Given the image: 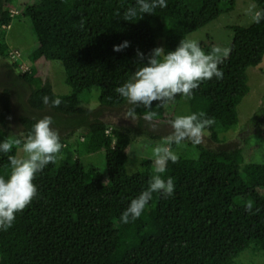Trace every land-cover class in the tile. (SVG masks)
<instances>
[{
	"label": "trees",
	"instance_id": "trees-1",
	"mask_svg": "<svg viewBox=\"0 0 264 264\" xmlns=\"http://www.w3.org/2000/svg\"><path fill=\"white\" fill-rule=\"evenodd\" d=\"M13 1L0 0V59L10 52L5 36L12 20L28 19L37 41L31 60L60 62L71 92L53 93L39 68L17 76L18 62L0 64L5 80L9 76L29 89L28 106L38 113L19 118L23 138L38 119L50 115L63 145L58 164L36 175L38 195L16 213L9 229L0 231V264H234L249 249L264 256V164L242 165L239 150L197 146L195 157L178 155L164 166L162 175L174 178L173 195L153 193L142 215L125 224L122 212L156 170L152 160L144 159L138 171H126L131 142L146 134L144 109L136 108L140 122L133 131L107 124L98 111L83 105L86 94L97 89L98 109L133 107L114 89L135 71L137 50L147 55L160 39L166 51L174 50L182 38L233 11L235 0H167L166 8L130 21L123 13L135 0H36L16 15ZM251 1L264 8V0ZM232 31L230 54L218 66L223 79L200 82L191 98L178 94L157 107L154 101L157 115L151 122L165 117L170 102L185 98L189 113L214 118L209 140L221 143L218 135L238 123L237 107L250 91L247 69H261L264 63V22ZM123 41L129 47L114 52ZM13 92L7 87L0 92V139L9 141L23 139L13 137L7 124ZM45 95L48 105L42 103ZM56 97L62 101L58 107L51 103ZM79 130L83 133L70 143ZM18 148L13 143L9 153H0L5 179L7 157L17 156ZM99 151H105L107 179L80 159Z\"/></svg>",
	"mask_w": 264,
	"mask_h": 264
},
{
	"label": "clouds",
	"instance_id": "clouds-1",
	"mask_svg": "<svg viewBox=\"0 0 264 264\" xmlns=\"http://www.w3.org/2000/svg\"><path fill=\"white\" fill-rule=\"evenodd\" d=\"M167 7V0H135V4L123 13V19L130 21L145 14L151 15L157 8ZM251 21L256 24L264 22V8L255 3L248 8ZM129 47L128 41L113 46L114 52H121ZM230 54L227 47L214 46L205 52L200 42L188 37L182 38L174 50L166 51L156 47L147 55L139 50L136 56L140 61L135 71L120 86L114 89L119 97L132 105L124 114L125 119H137V107L144 109L143 119L151 121L157 113L153 111V102L162 106L177 95L191 98L193 90L200 82L223 79V69L218 67L224 58ZM50 98L45 95L42 103L48 105ZM56 97L51 100L54 107L61 104ZM51 116L38 119L23 139L9 141L0 139V153H9L15 145L21 146L23 156L9 155L7 157L10 173L5 179L0 175V231L9 229L16 213L23 211L38 195L36 184L33 182L49 164L56 165L61 159L59 153L63 147L58 131L53 127ZM215 123L214 118L206 117L203 112L177 115L171 122L172 132L167 146H157L154 149L155 161L159 165L155 174L148 180V186L140 194L130 200L128 207L122 212L120 220L129 223L138 219L145 211L153 197L159 193L164 197L173 195L175 182L173 177L165 178L162 173L168 161L176 162L177 154L171 150V145L190 141L199 145L207 130ZM251 211L252 204L247 205Z\"/></svg>",
	"mask_w": 264,
	"mask_h": 264
},
{
	"label": "rangeland",
	"instance_id": "rangeland-1",
	"mask_svg": "<svg viewBox=\"0 0 264 264\" xmlns=\"http://www.w3.org/2000/svg\"><path fill=\"white\" fill-rule=\"evenodd\" d=\"M36 0H15L11 3L13 13L21 14L26 7L35 4ZM253 4L251 0H235V8L233 11L224 14L211 22L202 29L191 33L187 37L199 41L202 44L227 47L233 38V27H248L253 22L248 15V8ZM5 6V5H4ZM5 8V7H4ZM5 41L10 51L16 50L20 53V62L24 63L28 68H39L40 73L48 80L52 86L53 93L57 95H68L71 92L70 87L66 84V76L63 66L60 62L40 60L33 62L30 58L31 53L37 47L36 38L31 29V23L28 19L16 16L6 29ZM158 47L164 48L163 40H158ZM6 62L0 59V64ZM0 65V92L3 88H10L13 92L11 97L12 113L7 124L10 128V134L13 137H22V127L19 118L22 116H36L28 106L29 89L17 82L7 80L6 74L2 72ZM17 72V71H16ZM18 73V72H17ZM4 74V76H3ZM19 75V74H18ZM247 85L250 88L249 93L243 98L237 107L238 123L230 128L226 133L218 135L221 143L213 144L209 140V133L203 137V141L199 145H193L190 141H184L172 149L177 156L189 155L195 157L197 155V146L212 149H221L230 152L240 151L242 165L246 164H264V63L262 68L249 67L246 71ZM99 91L92 89L89 94L84 97L83 105L99 112L101 120L110 125H117L131 130H137L139 118L135 121L125 119L124 114L128 110L123 107L120 111H108L98 109L97 98ZM168 108V109H167ZM165 117L158 121H147L144 123L146 134L138 136L128 149V162L126 171L132 174L140 169V163L144 159H150L157 165L155 161L154 149L157 146H167L168 137L172 132L170 122L181 114H189V103L185 98L178 102H170L167 107ZM50 116V115H49ZM41 117V115H39ZM57 130V127L53 124ZM82 130L75 132L69 140L70 143L75 142ZM23 156L21 148L17 149V157ZM82 163L86 166H94L99 169L101 174L107 179V168L105 164V151H99L94 154H86L80 157ZM234 264H264V256L261 251H253L251 249L243 252Z\"/></svg>",
	"mask_w": 264,
	"mask_h": 264
},
{
	"label": "built area",
	"instance_id": "built-area-1",
	"mask_svg": "<svg viewBox=\"0 0 264 264\" xmlns=\"http://www.w3.org/2000/svg\"><path fill=\"white\" fill-rule=\"evenodd\" d=\"M12 14H14L12 12ZM20 59H21V55L18 51L16 50H13V51H10L9 54H8V58L7 60L10 62V63H14V62H18V68L16 69L17 72H26L29 70V68L22 62H20Z\"/></svg>",
	"mask_w": 264,
	"mask_h": 264
},
{
	"label": "flooded vegetation",
	"instance_id": "flooded-vegetation-1",
	"mask_svg": "<svg viewBox=\"0 0 264 264\" xmlns=\"http://www.w3.org/2000/svg\"><path fill=\"white\" fill-rule=\"evenodd\" d=\"M5 61H6L7 64H10V62H9L7 59H6ZM15 73H16V75L18 76V73H17L16 71H15ZM9 79L11 80V78H9V76H8L6 80H9ZM4 80H5V78H4ZM6 80H5V81H6Z\"/></svg>",
	"mask_w": 264,
	"mask_h": 264
}]
</instances>
